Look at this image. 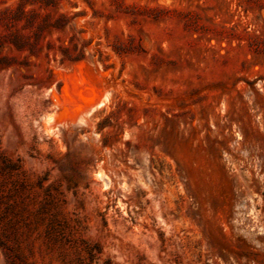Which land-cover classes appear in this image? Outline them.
<instances>
[{
    "label": "rangeland",
    "instance_id": "rangeland-1",
    "mask_svg": "<svg viewBox=\"0 0 264 264\" xmlns=\"http://www.w3.org/2000/svg\"><path fill=\"white\" fill-rule=\"evenodd\" d=\"M0 264H264V0H0Z\"/></svg>",
    "mask_w": 264,
    "mask_h": 264
},
{
    "label": "bare ground",
    "instance_id": "bare-ground-1",
    "mask_svg": "<svg viewBox=\"0 0 264 264\" xmlns=\"http://www.w3.org/2000/svg\"><path fill=\"white\" fill-rule=\"evenodd\" d=\"M86 87V86H85ZM73 91V90H72ZM75 91V90H74ZM81 94V93H80ZM72 95H74V93L72 94ZM67 96H71L69 93H68V95ZM75 96V95H74ZM74 96H73V98H74ZM55 99H57L56 97H54ZM62 98H64V97H62ZM71 98V97H70ZM80 98V97H79ZM60 99V98H59ZM58 99V100H59ZM65 99V98H64ZM68 99V98H67ZM106 99V98H105ZM57 100V101H58ZM83 99L82 98H80V99H77V100H73V99H70L67 103H69L70 104V106H74V108L75 107H79V108H82L81 106H83V104L81 105H78V103L76 102V101H82ZM84 101V100H83ZM94 101V100H93ZM100 101V100H99ZM102 101H103V99H102ZM105 101V100H104ZM104 101L102 102L103 103V105H104ZM95 102V101H94ZM101 102V101H100ZM66 102H64L63 104H64V106L67 104H65ZM102 103H99V102H97V104H95L96 106H92L91 104V106L92 107H90L89 109H87L88 107H87V104L86 105H84L83 107H87L86 109H84L85 111H83V112H81V113H79V114H77L76 115V113H75V115H76V117H75V124H77V125H85V126H89V124H90V117H91V115H92V113L93 112H95L96 110L95 109H97L99 106H100V104H102ZM67 107H69V105L67 106ZM70 108V107H69ZM100 108V107H99ZM77 110V109H76ZM80 110V109H79ZM76 112V111H75ZM74 113V112H73ZM73 114L71 113V116H72ZM53 124V122H52V120L50 119L49 121H48V125H52ZM66 124V123H65ZM101 173V172H100ZM99 173V174H100Z\"/></svg>",
    "mask_w": 264,
    "mask_h": 264
}]
</instances>
